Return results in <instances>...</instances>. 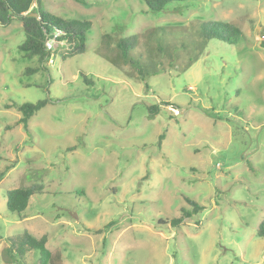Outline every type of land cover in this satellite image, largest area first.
<instances>
[{"label": "rangeland", "instance_id": "rangeland-1", "mask_svg": "<svg viewBox=\"0 0 264 264\" xmlns=\"http://www.w3.org/2000/svg\"><path fill=\"white\" fill-rule=\"evenodd\" d=\"M42 4L91 28L83 54L56 43L42 68L22 22L0 24V264H16L7 238L25 230L48 236L55 264H264V0ZM206 20L242 34L205 43ZM121 36L136 38L134 65ZM45 98L14 125L16 105ZM35 180L26 216L8 210L7 191ZM184 196L204 209L174 227Z\"/></svg>", "mask_w": 264, "mask_h": 264}, {"label": "trees", "instance_id": "trees-1", "mask_svg": "<svg viewBox=\"0 0 264 264\" xmlns=\"http://www.w3.org/2000/svg\"><path fill=\"white\" fill-rule=\"evenodd\" d=\"M84 2V0H77ZM174 1L181 0H144L151 11L158 12L165 10L166 6ZM32 12L39 13V17L31 15ZM13 19L22 22L26 39L20 45L28 58L37 57L40 66L46 68V63L52 57V50L46 46L48 39L55 40L58 44L67 47V56L83 54L87 49L88 32L91 28V22L81 19H68L57 15L46 9L42 0H0V24L8 25ZM200 35L204 38L205 43L210 39H219L228 43H235L241 36L242 30L229 22L206 20L200 24ZM135 36H121L117 41V47L120 50V58L124 62L134 65L130 59L131 51L136 46ZM61 46V45H58ZM37 67H27V73L38 71ZM49 99H40L36 102H24L16 105L22 113L19 120L14 125L22 124L25 129L28 128L30 118L41 108H43ZM15 106V105H14ZM159 110V106L150 107L149 114L153 117ZM8 128L13 126H7ZM6 171L0 172V181L5 176ZM44 184L34 181L27 186H20L7 191V209L17 213L19 217L26 216V209L33 196L43 192ZM185 201L191 207L183 209L179 217L171 219L172 226L181 225L186 219L191 218L194 214L204 209V206L188 196H184ZM257 234L264 238V219L260 222ZM9 245L6 248L10 262L24 264L23 257L28 251H39V262L37 264H55V260L61 258V253L53 254L47 247L48 236L46 234L36 237L29 231H24L16 236L7 238ZM58 264V263H56Z\"/></svg>", "mask_w": 264, "mask_h": 264}, {"label": "built area", "instance_id": "built-area-1", "mask_svg": "<svg viewBox=\"0 0 264 264\" xmlns=\"http://www.w3.org/2000/svg\"><path fill=\"white\" fill-rule=\"evenodd\" d=\"M58 44V43H57ZM46 46L49 50H53L56 47V42L53 39H48L46 41ZM175 114H179L180 110L179 108L173 109Z\"/></svg>", "mask_w": 264, "mask_h": 264}, {"label": "water", "instance_id": "water-1", "mask_svg": "<svg viewBox=\"0 0 264 264\" xmlns=\"http://www.w3.org/2000/svg\"><path fill=\"white\" fill-rule=\"evenodd\" d=\"M31 15H33V16H37V17L40 16L39 13H37V12H32Z\"/></svg>", "mask_w": 264, "mask_h": 264}]
</instances>
